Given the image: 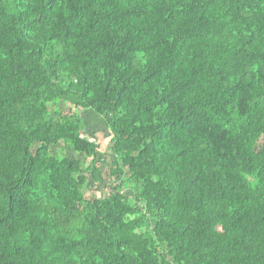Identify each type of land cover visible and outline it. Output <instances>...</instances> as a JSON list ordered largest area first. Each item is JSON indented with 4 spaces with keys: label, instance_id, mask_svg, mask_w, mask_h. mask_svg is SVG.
<instances>
[{
    "label": "trees",
    "instance_id": "1",
    "mask_svg": "<svg viewBox=\"0 0 264 264\" xmlns=\"http://www.w3.org/2000/svg\"><path fill=\"white\" fill-rule=\"evenodd\" d=\"M0 264H264V0H0Z\"/></svg>",
    "mask_w": 264,
    "mask_h": 264
},
{
    "label": "rangeland",
    "instance_id": "2",
    "mask_svg": "<svg viewBox=\"0 0 264 264\" xmlns=\"http://www.w3.org/2000/svg\"><path fill=\"white\" fill-rule=\"evenodd\" d=\"M95 139L99 143V146H100L101 149H104L106 147L107 142H108V138L107 137H104L100 133H97L95 135Z\"/></svg>",
    "mask_w": 264,
    "mask_h": 264
}]
</instances>
